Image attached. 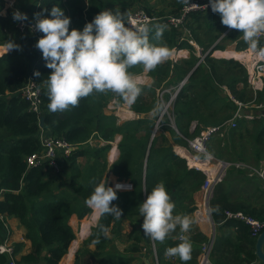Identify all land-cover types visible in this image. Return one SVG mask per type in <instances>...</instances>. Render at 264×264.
Returning <instances> with one entry per match:
<instances>
[{
  "label": "trees",
  "instance_id": "trees-1",
  "mask_svg": "<svg viewBox=\"0 0 264 264\" xmlns=\"http://www.w3.org/2000/svg\"><path fill=\"white\" fill-rule=\"evenodd\" d=\"M62 1L31 0L33 16H28V19H32L35 13L49 14L43 10L50 11L56 4L61 6L68 3L70 30L82 29L104 8L129 14L134 9L132 5L142 2ZM172 2L169 13H156L146 5L140 8L151 16L178 15L184 0ZM13 11L9 9L6 16H0V43L7 44L11 40L19 45L21 42V31L18 21L13 19ZM157 24L164 26V30L162 36L154 42L166 45L169 50L186 49L189 56L177 61L165 60L149 70L152 83L140 84L142 92L132 103V108L140 115L121 123L116 116L104 111L111 91L93 93L81 98L76 106L50 112L47 108L46 80L52 69L46 66L41 50L34 46L37 40L33 41L31 56L23 52L22 46L7 52L8 48L0 44V231L5 229L1 216L14 215L27 229L26 236L32 242L31 250L20 255L16 259L17 263L59 264L76 238L70 223L72 216L82 219L92 213V207L85 200L95 184L104 177L109 165L106 153L111 146L110 143L100 147L85 145L93 136L113 141L117 134L121 135L117 145L119 154L110 169L119 181L128 180L133 188L125 191L117 189V197L112 204L122 209L121 216L114 217L100 211L96 214L98 209L93 208L90 220L82 221L81 227H91L84 245L94 243L96 247L94 250L86 248L85 254L81 256L77 252L74 264H88L89 258L100 264H131L134 259L132 256L119 258L106 249L111 240L109 234L114 228L124 227L126 223L130 227H137L136 222L143 219L139 213V204L147 198L157 182L165 183L175 202L174 214L191 216L197 208L195 194L204 183L206 174L194 168L188 155L181 151L179 155L173 144L189 147V140L207 127L230 119L232 112L237 109L232 97L241 102L264 101V88L256 92L250 88L247 68L237 60H244L243 56L249 55L241 51L238 57L233 58L213 55V50L225 49L231 44L238 51L249 47L243 39L242 31L222 24L218 12L195 10L186 15L181 25L164 24L162 21ZM150 39H153L151 33ZM190 40L196 42L205 55L199 64L201 56ZM261 47H264V38H260L257 50ZM38 54L40 57L37 59ZM29 57L31 58L27 62ZM36 70H39L40 76L34 74ZM143 70L142 65H134L129 69L133 74ZM30 75L40 88L39 111L32 109L31 101L22 91ZM183 81L184 84L180 86ZM167 89L178 90L171 109L178 131L170 125L171 117L167 113L159 118L162 111V106L159 105H162V101L157 104V91ZM226 89L232 97L224 95ZM169 92H164L167 100L171 98ZM119 98L122 102V98ZM153 109H156L154 117L145 115ZM42 115L45 117L44 125L40 126ZM155 116L160 119L158 123ZM193 121L196 125L191 130ZM42 130L54 137L64 138L74 146L69 155L62 156L63 160L59 158L63 171L69 170V174L67 188L57 192L58 185L54 180L56 176L51 175L52 167L49 162L32 166L27 162L29 155L43 150L40 139ZM207 151L217 159L245 161L261 168L264 163V115L249 121L238 119L237 127L227 129L222 137L219 134L211 137L207 143ZM83 156L89 159L84 167L78 161ZM204 157L206 156L203 155L202 158ZM237 179L251 187L244 186L247 189L238 190V183H234ZM259 182L261 183L259 178H250L244 169L232 165L227 169L223 180L215 186L209 200V206L215 209L211 216L217 224V234L210 252L212 264H264L256 255L257 238L252 236L251 226L243 220L228 218L226 215L227 211H242L264 222V190ZM250 188L254 189L253 193H250ZM96 216L99 219L93 225ZM101 224L108 227L106 237L100 232ZM178 233L179 228L164 241H154L158 264H198L201 247L208 236L193 223L187 235L192 245L191 258L182 261L178 256L165 254L167 247L180 242L176 238ZM130 238L134 242L128 252L141 251L143 246L139 244L142 238L135 228L126 235L127 240ZM21 245L15 246V254L20 252ZM9 261L7 254L0 253V264H9Z\"/></svg>",
  "mask_w": 264,
  "mask_h": 264
},
{
  "label": "clouds",
  "instance_id": "clouds-1",
  "mask_svg": "<svg viewBox=\"0 0 264 264\" xmlns=\"http://www.w3.org/2000/svg\"><path fill=\"white\" fill-rule=\"evenodd\" d=\"M208 2L212 11L220 14L222 24L241 30L247 45L257 49L260 37L264 34V0ZM43 11L49 14H34V28L44 33L35 46L42 51L46 66L52 69L46 80L47 108L50 112L64 111L69 106L78 105L83 97L105 91L118 94L125 103H134L142 87L129 69L134 65H142L145 70H152L170 55L166 45L154 42L162 36L164 26L149 23L134 25L128 20L126 12L104 8L82 29L70 30L71 18L65 15L64 9L58 4L51 7L50 11ZM12 15L16 21L28 20L27 13L19 9L14 10ZM150 33L153 39H150ZM18 47L14 41L8 40V49ZM260 51H264V47ZM34 74L41 75L39 70ZM131 187L130 184L119 182L111 186L107 180L101 179L85 203L102 214L119 217L122 209L112 204V201L117 197V189ZM174 208L175 202L165 183L157 182L147 198L139 204V213L143 216L141 227L146 236L161 242L179 228L176 238L180 242L167 247L165 254L188 261L192 245L184 233L188 232L195 220L186 214H174ZM213 211L215 209L209 206V214ZM99 229L105 237L108 235L106 225L101 224Z\"/></svg>",
  "mask_w": 264,
  "mask_h": 264
},
{
  "label": "built area",
  "instance_id": "built-area-1",
  "mask_svg": "<svg viewBox=\"0 0 264 264\" xmlns=\"http://www.w3.org/2000/svg\"><path fill=\"white\" fill-rule=\"evenodd\" d=\"M195 10H210L211 6L208 2V0H188L187 3L184 2V5L178 15H166L164 17L159 16H151L147 14L144 10H138L134 11L137 13L130 12L128 14V20L135 24L140 23H149V24H157L159 21H162L164 24H173V25H181L185 21L186 15L190 11ZM35 24V17L32 19H28L26 21H18V26L21 30H25L26 28H30L35 34L37 39H39L44 34L40 31L36 30L34 28ZM158 25V24H157ZM261 37H264V34H262ZM260 37V38H261ZM192 43V40H191ZM261 52V51H260ZM259 53V52H258ZM246 67L248 69L249 79L250 80H258L259 81L264 78V57L258 56L255 57L253 55L252 57H249L247 59ZM32 70V69H31ZM185 81L181 82L180 86L184 84ZM22 91L24 95L31 101V107L35 111L40 110V88L36 85L33 77L30 75L29 79L27 80L25 86L22 88ZM178 91V90H177ZM177 91L172 95L170 101V105L173 103ZM238 104V108L233 113L232 117L228 120H225L224 122L216 125L209 126L205 130H203L199 135L195 136L190 140V147L195 153L198 154H206L209 162L211 158H213L207 151V143L211 139V137L215 134H223L227 129L235 128L238 125V119H245V120H252L256 118V112H242L243 107H247L248 105L250 107H257V108H264V104L255 105L254 100L250 102H241L239 100H236ZM169 104L166 106V108L169 106ZM41 143L43 145V150L41 152H34L31 155L27 157V162L29 166L40 164L44 161H48L49 164L55 168L59 165V155L60 156H66L69 155L73 149L74 146L69 143L64 138L54 137L52 135L47 134L45 131L42 130V133L40 135ZM58 157V159H57ZM219 165L215 168H210L208 170L202 169L204 173L206 174V179L202 185L201 191L204 193L206 201V205L210 197L212 196V193L214 191L215 186L221 182L224 178L223 171L221 173V166L226 167V165H229L228 162L220 161L218 162ZM233 166L247 170L250 175L257 174L262 180L264 179V167L256 168L252 164L245 162V161H238L232 164ZM124 184H130L132 186L131 182H126ZM132 188V187H131ZM130 188V189H131ZM208 205L206 211H208ZM198 218L204 219L205 217V210L197 209L196 210ZM227 217L228 218H237L240 220H243L247 224L251 226V234L252 236L258 237L261 231L264 229V222L260 221L259 219L249 216L242 211L238 212H229L227 211ZM1 219H3V216H1ZM187 233V232H186ZM184 233V235H186ZM214 237H210L207 241H205L201 247V255H200V262L199 264H211L210 261V252L212 249V246L214 244ZM15 247L11 242H9V238H5L4 240L0 238V253L7 254L10 261L9 264H19L16 260V254L14 253ZM171 259L174 260L173 257Z\"/></svg>",
  "mask_w": 264,
  "mask_h": 264
},
{
  "label": "crops",
  "instance_id": "crops-1",
  "mask_svg": "<svg viewBox=\"0 0 264 264\" xmlns=\"http://www.w3.org/2000/svg\"><path fill=\"white\" fill-rule=\"evenodd\" d=\"M17 2H18L17 0H0V5H1V7H0V16H6L8 11H9V9L10 10H16V8H18L17 7ZM19 6H24V9L27 12V14H29L30 17L33 16L31 7H28L24 2L22 3V5H19ZM44 16H46V15H44ZM20 31H21V34H20L19 41H21V42H19V46L20 47L22 46V50H23V52L25 54H29V56H31V54H32V49L31 48L33 47V44H34L33 41L36 38V36H35L36 34L33 33L29 29H25V30H21L20 29ZM261 38H264V37H261ZM0 44L6 46V48H7V44H4V43H0ZM197 48H198V53L200 54L201 50H200L199 47H197ZM234 49H235V47H232V49L227 47L225 49L214 50V53H215L216 56H224L225 58H233V57H231V55H228L227 53L230 52V51H236V52H240L241 51V50L238 51V50H236V49L234 50ZM251 49L252 48H247L246 50H243V51H248L250 53V55L248 57H244L243 64L247 63V59L249 57H252L253 55H255V57H258V56H263L264 57V51L260 52V50H257V49L251 50ZM10 50L11 49H8L7 52H9ZM175 51H177L178 53L182 52L181 54H185L183 56H186V54L189 53V51L186 50V49H176ZM243 51H241V52H243ZM253 51H255V52H253ZM221 54H223V55H221ZM39 57H40V54H38L37 59ZM30 58L31 57L26 59V61L28 62L30 60ZM33 65H34V63H33ZM140 77H142V80L135 78L140 84H147L145 82H149L148 84H150L153 81L149 76H140ZM263 88H264V78H262L259 81V87H258L257 91L262 90ZM255 103H256V105L264 104V101L255 102ZM261 108H263V107H261ZM263 115H264V112H258L257 113V117L258 116H263ZM131 116L135 118V116L137 117L138 115L135 113V111L129 110V113L125 117L130 118ZM178 149H180L181 152H183V154L188 155L190 157V159L193 157L190 153H188L185 149H183L181 147H178L177 151H176L179 155H180V153H179L180 150H178ZM117 150H118V148H117ZM110 153H111V151H110ZM117 153H118V151H117ZM116 154H115V156H116ZM110 157H111V154H110ZM191 164H193L192 163V159H191ZM262 167H264V163L262 164ZM205 170H207V169H205ZM118 182L119 183H124L123 181H119L118 180V181L115 182V184L118 183ZM126 182H128V181H126ZM195 201H196L197 209L201 208V210L202 209L205 210V217H204V219H201V220L198 218V215H197L198 212L195 211V212H193L191 214V217H193L194 220H195V224L198 226V228L201 231H203L208 236V239L210 237H212V233L214 231V228H215V236H216V234H217V224L214 221H212L213 219L211 220L209 212L206 211L208 202H207V205H206V201L207 200L205 199L204 193L201 190L196 192ZM205 207H206V209H205ZM208 209H209V207H208ZM92 210L94 211L93 208H92ZM100 214H99V217H100ZM99 217H98V219H99ZM83 219L85 220L86 218H83ZM83 219L81 221H83ZM98 219L95 221V223L93 225H95L97 223ZM3 220H4V222L6 223V225L8 227H6L4 230H2V232L0 231V238L4 240L5 238L8 237L14 247L17 246V244H22L21 245V250L17 254L18 258H19L20 255H22L24 253H28L31 250V248H32V242H31V240L29 238H27V236H26L27 229L21 224L20 219L18 217L14 216V215H11V216H5ZM78 221H79V219L75 215H73L72 218H71L70 223L72 225L73 222L78 223ZM133 228H135V231L137 232V230H136L137 227H116V228H114L109 234L110 237H111V240L109 241L108 246H107L106 249L111 251L110 250V244L111 243H114V244L117 243L118 245L124 246L125 250L126 249L128 250V247H127L126 244H129L131 242V240L130 239L127 240L126 239V235ZM73 229H74V231L76 233V238L71 242L66 255L62 258V260L59 262V264H74L77 252H78V255L81 256V255L85 254L84 251H85L86 248L94 250L95 247H96L94 243L93 244L84 245V240L89 236V234L91 232V227H74L73 226ZM138 234L142 238V241L139 244L140 246H143L141 251L128 252L126 250L128 252L127 254H125V252H123V251L122 252H118V254H116V253H114L112 251L111 252L113 254H115V256H117L119 258L120 257H131L132 256L134 259H133L131 264H153V263L158 264L157 249H156L155 243L153 242V244H152V241H151V244L147 245L146 242H149L150 238L148 236H146L144 234V232H143V234L142 233H138ZM187 235H188V232L186 233V236ZM120 240L122 241V244L119 242ZM132 240H134V239H132ZM150 240H152V239H150ZM200 255H199L198 264L200 262ZM86 257H88V254H86ZM209 258H210V256H209ZM89 260H91V261L88 262V264H100L99 262L95 261V259L89 258L88 261Z\"/></svg>",
  "mask_w": 264,
  "mask_h": 264
},
{
  "label": "rangeland",
  "instance_id": "rangeland-1",
  "mask_svg": "<svg viewBox=\"0 0 264 264\" xmlns=\"http://www.w3.org/2000/svg\"><path fill=\"white\" fill-rule=\"evenodd\" d=\"M18 2H20L21 3V5H22V3L24 2L28 7H32V3H31V0H17ZM64 1H66V0H63L62 2H64ZM85 2H87V0H84ZM173 0H142V2L141 1H138V2H136L134 5H132V6H134L133 8V13H137L138 12V10H142V8H140V6H148L149 8H151L153 11H155L156 13L157 12H160V11H164L165 13H169L170 11H171V9H172V6H171V4L173 3L172 2ZM17 2V7L18 8H16V9H19L20 11H22V12H25V13H27L26 11H25V9H24V6H19V3ZM184 2H185V0H184ZM79 4V3H78ZM80 4H83V2H81ZM136 5V6H135ZM61 8H63L64 9V11H65V15H69L70 14V8H69V5H68V3L67 4H65V3H63L61 6H60ZM135 7H137V8H135ZM134 11H137V12H134ZM32 14H33V12H32ZM28 16H30L29 14H27ZM155 16H157V15H155ZM26 29H29V30H31L30 28H26ZM32 31V30H31ZM33 32V31H32ZM34 33V32H33ZM36 36V35H35ZM35 39H37V37L35 38ZM38 40V39H37ZM190 42H191V40H190ZM192 44L195 46V47H199L197 44H196V42H194L193 40H192ZM227 47H229V48H231L232 49V47H234V45L233 44H231V45H229V46H227ZM226 47V48H227ZM200 48V47H199ZM248 48H250V47H248ZM198 49V48H197ZM176 49L174 48V49H172V50H170V55H169V57L166 59V60H172V61H177V60H179V59H181L182 57H188L189 56V53L188 54H186V56H183V55H185V54H181L182 52H180V53H178L177 51H175ZM235 50V49H234ZM244 50H246V49H244ZM251 50H253V49H251ZM241 51H243V50H241ZM253 52H255V51H253ZM213 53H214V50H213ZM243 53H245L246 55H250V53L248 52V51H243ZM41 54H42V51H41ZM197 54H199L198 53V51H197ZM214 56H216L215 55V53L213 54ZM221 55H223V54H221ZM199 56H201V59L199 60V62H198V64L203 60V58H204V56L205 55H203V53H200L199 54ZM217 57H224V56H217ZM243 57H248V56H243ZM237 60H239V61H241L242 63L244 62V60H242V59H238L237 58ZM148 71L149 70H143L142 72H140V73H138V74H134V78H137V79H140V80H142V77H140V76H149V74H148ZM248 71V70H247ZM248 76H249V74H248ZM150 77V76H149ZM250 77V76H249ZM249 77H248V83H249V86H250V88H252V90L254 91V92H256L257 90H258V87H259V83H258V80H250L249 79ZM151 78V77H150ZM152 79V78H151ZM153 80V79H152ZM145 83H149V82H145ZM152 83V82H151ZM150 83V84H151ZM168 90V91H167ZM167 90H164V91H160V90H158L157 91V97L159 98V100H158V102H157V104L159 105V103L162 101V105H159V106H162V111L159 113V115H161V113L165 110V112L164 113H167L168 114V116L169 117H171V126L174 128V129H176L177 131H178V128H177V126L174 124V122H173V113L171 112V109H172V104L170 105L169 103H170V99H165L164 98V92H169L170 93V97H172V95L175 93V90L174 89H167ZM111 93V96H110V98H109V101H108V104L106 105V107L104 108V111L106 112V113H108L109 115H114V116H116V118H117V121L119 122V123H121V122H123V121H126V120H130V119H134V117H130V118H127V117H125L128 113H129V110H132V111H135L133 108H132V103L131 104H128V103H125L123 100H122V102L120 101V98H119V95L118 94H115V93H113V92H110ZM224 95H229V96H231V94H230V91L228 90V89H226L225 91H224ZM232 97V96H231ZM232 99H233V102L237 105V108H238V104H237V102H236V99L235 98H233L232 97ZM169 104V106L166 108V106ZM255 105H256V103H255ZM236 111V110H235ZM235 111H233L232 113H234ZM242 112L243 113H245V112H256V113H258V112H264V108H257V107H255V106H253V107H250L249 105L247 106V107H243V109H242ZM135 113L139 116L140 114H138L136 111H135ZM155 113H156V109H153V110H150L149 111V113H147V114H145V115H149L150 117H154V115H155ZM137 116V117H138ZM129 117V116H128ZM136 116H135V118H137ZM155 119H156V121H157V123L160 121V119H158L156 116H155ZM156 123V124H157ZM195 125H196V122H192V124H191V130H193L194 128H195ZM158 128V125H156V128L155 129H157ZM208 128V127H207ZM223 134H224V132H223ZM223 134H220L219 133V136H223ZM120 138H121V135L120 134H117L116 135V137H115V139L112 141H109V140H105V139H99V138H96L95 136H93L92 138H90V140L87 142V143H85V145H90V146H94V147H100V146H104V145H106V144H108V143H110V148L108 149V151H107V153H106V157H107V160H108V163H109V165H108V168H107V170H106V172H105V174H104V177H103V180H107V183L109 184V185H111V186H115V182L116 181H118L117 180V177L113 174V172L111 171V169H110V165L115 161V159H117V157H118V154H119V149H118V153L116 154V156L114 157V158H111L110 157V151H111V149H113V147L116 145V147L118 148V142H119V140H120ZM191 140V139H190ZM190 140H189V147H185V146H183V145H177V144H173V146H174V149H175V151H177V148L178 147H181V148H183V149H185L188 153H190L191 155H193V156H195L196 158H198V159H201L202 160V156L203 155H205L206 157H204L203 159H208V157H207V155L206 154H203V153H201V154H198V153H195L193 150H192V148L190 147ZM178 150H180V149H178ZM181 151V150H180ZM185 153V152H184ZM209 153V152H208ZM210 154V153H209ZM213 158H211L210 159V163H211V165H212V168H215V166L217 167V165H219V163L218 162H222V161H225V162H228V164L229 165H226V167L224 168V166H221V173H222V171H223V176L225 175V173H226V171H227V169L230 167V166H232V164L233 163H235V162H230V161H226V160H221V159H217L216 157H214V155H212V154H210ZM59 158L61 159V160H63L62 158V156H60L59 155ZM57 159H58V157H57ZM192 159V158H191ZM87 160H89L88 159V157H80L79 158V163H80V165L82 166V167H84L85 166V164H86V162H87ZM188 161V160H187ZM236 162H238V161H236ZM59 163V162H58ZM254 167H256L257 168V165H255V164H252ZM220 166V165H219ZM52 167V170L50 171V173H51V175H53V176H56L55 178H54V180H55V182L57 183V185H58V187H57V189H56V192H57V190H62V189H66L67 188V174H69V173H67V172H69V170L66 172H64L63 171V169H62V167H61V164L59 163V165L57 166V168H55V167H53V166H51ZM61 173V174H60ZM60 174V175H59ZM245 174L248 176V177H250V178H255V177H257V178H259L260 179V181H261V183L259 182V185H260V187L264 190V179L262 180L257 174H254V175H250V173L247 171V170H245ZM236 178V177H235ZM235 178H232V179H235ZM128 181V180H127ZM124 183L126 182V181H123ZM128 182H130V181H128ZM235 182H237L238 184H236V185H238V190L241 188L242 190L243 189H247V188H245L244 186H246L245 185V183L243 182V181H241L240 179H237V181H234V183ZM203 185V184H202ZM243 187V188H242ZM246 187H251V186H246ZM132 188H133V184H132ZM132 188L131 189H119V190H121V191H125V190H132ZM201 188H202V186H201ZM201 188H200V190H201ZM254 188V187H253ZM253 188H250L249 189V191H250V193H253L254 192V189ZM238 190H236V191H238ZM195 203H196V201H195ZM197 210V208L195 209V211ZM194 211V212H195ZM93 212V211H92ZM91 214L92 213H89L88 215H86V216H84L83 218H86L87 220H90V216H91ZM82 218V219H83ZM3 219H4V217H3ZM82 219H79V221H78V223H76V222H73V226L74 227H81L82 225H83V223L81 224V220ZM96 219H97V216L93 219V221L95 222L96 221ZM84 220V219H83ZM142 223H143V219L142 220H140V221H137L136 222V226H137V228H136V230H137V232L138 233H142L143 234V232H144V230L142 229V227H141V225H142ZM22 224V223H21ZM4 226H5V228L6 227H8L7 225H6V223L4 222ZM124 227H130L129 225H127V223L125 224V226ZM122 240V239H121ZM119 241L121 244H122V241ZM130 240H131V242L129 243V244H126L127 245V247L129 248L130 246H131V244L133 243V241L134 240H132V238H130ZM151 241H152V244H153V240H150L149 239V242H146V244L147 245H150L151 244ZM9 242H11L10 240H9ZM152 246V245H151ZM110 250L112 251V252H114V253H116V254H118V252H125V254H127L128 252V250L126 251L125 249H124V246H122V245H118L117 243L116 244H114V243H111L110 244ZM16 259L18 260V257H17V254H16ZM91 260H89L88 262H90Z\"/></svg>",
  "mask_w": 264,
  "mask_h": 264
},
{
  "label": "water",
  "instance_id": "water-1",
  "mask_svg": "<svg viewBox=\"0 0 264 264\" xmlns=\"http://www.w3.org/2000/svg\"><path fill=\"white\" fill-rule=\"evenodd\" d=\"M164 112H165V110L159 116L160 118L164 115ZM44 119H45V117L42 115L40 117V123H39L40 126L44 125ZM155 131H157V129H155ZM209 215H210V218L212 220L211 214H209ZM214 236H215V228H214V231L212 233V237H214ZM256 255L262 262H264V229L261 231V233L259 234V236L256 239Z\"/></svg>",
  "mask_w": 264,
  "mask_h": 264
},
{
  "label": "bare ground",
  "instance_id": "bare-ground-1",
  "mask_svg": "<svg viewBox=\"0 0 264 264\" xmlns=\"http://www.w3.org/2000/svg\"><path fill=\"white\" fill-rule=\"evenodd\" d=\"M227 53V52H226ZM239 52H236V51H230V52H228L227 54L228 55H231V57H238L239 56V54H238ZM117 147H116V145L113 147V149L111 150V158H114V156H115V154L117 153ZM193 156V155H192ZM192 163H193V165L195 166V167H197V168H200V169H210V168H212V165H211V163L209 162V160H207V159H204V160H201V159H198V158H196L195 156H193L192 157ZM202 210H204V209H202ZM98 212H99V210H97V212H96V214H98ZM76 243V242H75Z\"/></svg>",
  "mask_w": 264,
  "mask_h": 264
}]
</instances>
